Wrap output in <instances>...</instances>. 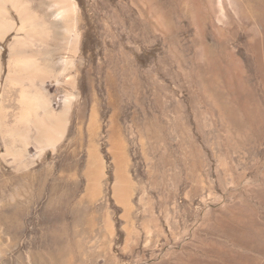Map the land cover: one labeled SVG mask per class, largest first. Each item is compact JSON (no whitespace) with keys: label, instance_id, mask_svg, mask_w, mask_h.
<instances>
[{"label":"rangeland","instance_id":"1","mask_svg":"<svg viewBox=\"0 0 264 264\" xmlns=\"http://www.w3.org/2000/svg\"><path fill=\"white\" fill-rule=\"evenodd\" d=\"M76 1L77 85H48L56 110L76 92L66 136L25 169L0 155V264H264V0H237L239 15L227 0L224 14L219 0Z\"/></svg>","mask_w":264,"mask_h":264},{"label":"bare ground","instance_id":"2","mask_svg":"<svg viewBox=\"0 0 264 264\" xmlns=\"http://www.w3.org/2000/svg\"><path fill=\"white\" fill-rule=\"evenodd\" d=\"M227 1L231 10L239 15L240 2ZM217 6L224 14L221 0ZM227 14L231 19L229 11ZM81 20L76 0H0V146L4 147L0 155L16 170L34 165L37 157L47 148L55 150L66 136L76 92H66L61 108L56 110L48 85L52 81L60 88L67 82L76 88L77 75L70 73L76 69V58L83 47L86 31H82ZM10 36L5 60L3 43ZM10 114L13 115L11 122ZM97 124L93 110L88 125L90 133ZM111 129L109 150L117 176L113 191L118 201L126 205L131 182L126 174L124 144L116 128ZM30 147L37 149L36 155H30ZM88 156L87 190L89 196H94L98 193L103 165L94 144H90ZM5 184L0 181V192ZM193 264L209 263L196 259Z\"/></svg>","mask_w":264,"mask_h":264}]
</instances>
